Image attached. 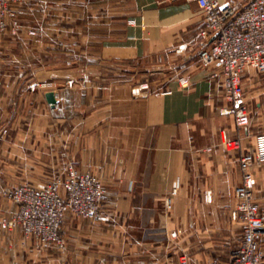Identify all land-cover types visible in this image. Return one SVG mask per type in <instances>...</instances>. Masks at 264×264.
<instances>
[{
	"label": "crops",
	"instance_id": "0c3cea01",
	"mask_svg": "<svg viewBox=\"0 0 264 264\" xmlns=\"http://www.w3.org/2000/svg\"><path fill=\"white\" fill-rule=\"evenodd\" d=\"M217 1L238 9L248 2ZM21 19L20 40L2 46L0 115L21 116L27 131L29 116L37 115L38 160H45L51 132L56 158L102 181L106 218L67 214L60 226L64 250L39 249L20 228L0 231V264H179L185 242L235 240L238 233L240 239L241 224L232 218L241 183L238 160L264 134V74L248 67L241 76L249 124L237 129L220 82L197 60L203 25L197 5L25 0ZM40 50L53 60L43 62ZM163 62L171 70L165 88L133 82L137 65L158 70ZM47 92L55 95L54 107ZM31 98L37 107L29 106ZM225 137H240V149L224 150ZM22 146H29L28 138ZM251 171L253 197L264 211V164ZM21 185L0 171V217L16 210L3 192ZM261 251L264 256V240Z\"/></svg>",
	"mask_w": 264,
	"mask_h": 264
},
{
	"label": "built area",
	"instance_id": "2783aa9c",
	"mask_svg": "<svg viewBox=\"0 0 264 264\" xmlns=\"http://www.w3.org/2000/svg\"><path fill=\"white\" fill-rule=\"evenodd\" d=\"M194 2L203 15L199 32L197 60L202 68L211 69L210 77L220 82L228 112L237 129L248 126L247 108L241 76L246 68L264 74V0H248L238 9L232 2L187 0ZM25 0H0V30L16 34V9ZM29 35H35L33 31ZM66 85L71 88L72 82ZM220 146L237 152L241 138H222ZM264 164V134L255 138L254 148L238 160L241 183L235 189L236 204L232 218L241 224L242 234L226 264H264L261 244L264 240V211L252 193V169ZM73 162H67L63 177L41 185H21L3 192L2 198L16 205L9 218L0 217V231L20 228L26 238L42 250L65 249L60 226L67 214L92 221L106 218L107 190L102 181L90 174H79ZM166 208L171 206L166 200ZM177 232L171 234L176 237ZM179 264H189L182 258ZM209 264H218L211 262Z\"/></svg>",
	"mask_w": 264,
	"mask_h": 264
},
{
	"label": "rangeland",
	"instance_id": "374dc122",
	"mask_svg": "<svg viewBox=\"0 0 264 264\" xmlns=\"http://www.w3.org/2000/svg\"><path fill=\"white\" fill-rule=\"evenodd\" d=\"M22 8L23 4L19 6L15 12L14 20L17 22L16 34L13 35L10 32L12 29L10 25L8 30H0V57H5V51L2 46H5V43L8 40L11 38L20 40L21 38L20 30L23 23L21 19ZM31 31L34 32V30H29L28 35ZM32 53H34V57L37 56L36 50L31 51L30 54L32 55ZM41 57L45 60L43 62L46 63H50L53 60V55L51 54L46 53V55L43 56V53L41 52ZM3 63L4 62L1 64ZM135 71L136 75L133 82L141 83L142 85L145 84L153 90L165 88L167 81L171 76V70L168 69V65H166V63L164 64V62L158 67V70L150 68L149 64H142L137 65ZM32 87L33 86H31V88ZM30 92L33 93V90L31 89ZM29 106L31 108L37 107L36 98H31L29 100ZM29 117L31 123L30 130L27 131V127H24L22 130L21 116L18 115L12 117L10 115H0V171L11 172L15 186L19 184L37 186L41 184H48L59 177H63L66 171L65 161L60 160V155L57 156L58 161H56L57 158L54 156V141L53 134L51 132H48L47 135L45 160L41 161L42 158H40V161L38 160V135L37 130L34 129L37 122V115L33 114ZM12 120L15 121L13 129L11 125ZM23 138L29 139L28 147L22 146ZM15 142L18 146H12ZM22 154L26 155V158H28L29 161H23L21 158ZM237 231L240 232L242 229L240 230L239 227H237ZM238 234V236H240V233ZM238 236L235 240L232 237L224 238V236H211L206 239H199V241L196 242H185V260L189 264H209L214 261L218 264H226L229 260V255H231L238 244Z\"/></svg>",
	"mask_w": 264,
	"mask_h": 264
},
{
	"label": "water",
	"instance_id": "95a60500",
	"mask_svg": "<svg viewBox=\"0 0 264 264\" xmlns=\"http://www.w3.org/2000/svg\"><path fill=\"white\" fill-rule=\"evenodd\" d=\"M45 100L48 105L51 107H54L56 105V98L53 92H47L45 93Z\"/></svg>",
	"mask_w": 264,
	"mask_h": 264
}]
</instances>
